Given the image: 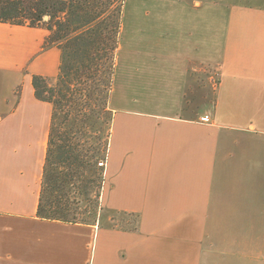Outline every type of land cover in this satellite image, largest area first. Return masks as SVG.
<instances>
[{
  "label": "crops",
  "instance_id": "0c3cea01",
  "mask_svg": "<svg viewBox=\"0 0 264 264\" xmlns=\"http://www.w3.org/2000/svg\"><path fill=\"white\" fill-rule=\"evenodd\" d=\"M142 5L94 223L36 215L52 104L32 75L53 84L60 50L45 22L0 21V264H264V0Z\"/></svg>",
  "mask_w": 264,
  "mask_h": 264
},
{
  "label": "trees",
  "instance_id": "16d2710c",
  "mask_svg": "<svg viewBox=\"0 0 264 264\" xmlns=\"http://www.w3.org/2000/svg\"><path fill=\"white\" fill-rule=\"evenodd\" d=\"M125 0H0V21L35 25L60 50L56 81L32 75L35 96L52 104L36 215L94 223L103 209L113 111L110 96Z\"/></svg>",
  "mask_w": 264,
  "mask_h": 264
},
{
  "label": "rangeland",
  "instance_id": "374dc122",
  "mask_svg": "<svg viewBox=\"0 0 264 264\" xmlns=\"http://www.w3.org/2000/svg\"><path fill=\"white\" fill-rule=\"evenodd\" d=\"M143 0H125L124 4V10H123V26L124 31L122 32L121 39L124 45H127L129 42L130 36H134L137 32L140 36H143V30L144 29L143 22L145 21H151L152 17V9L146 8V6L142 5ZM151 8V7H150ZM49 17H43L42 22L47 21ZM143 21V22H142ZM139 23V25H137ZM139 26V27H138ZM136 27V28H134ZM133 28V29H132ZM138 29V30H137ZM132 33V35H131ZM127 48L126 46L123 49V52L119 54V56L122 58L123 61V55H126ZM121 66V63L119 64V68ZM104 206L103 209L99 212L98 220H103V214H104ZM118 219V221L115 224H119L122 226H132L135 220V216L127 215L123 213H117L116 216H114ZM97 222V221H96Z\"/></svg>",
  "mask_w": 264,
  "mask_h": 264
},
{
  "label": "water",
  "instance_id": "95a60500",
  "mask_svg": "<svg viewBox=\"0 0 264 264\" xmlns=\"http://www.w3.org/2000/svg\"><path fill=\"white\" fill-rule=\"evenodd\" d=\"M45 17H47V16H45Z\"/></svg>",
  "mask_w": 264,
  "mask_h": 264
}]
</instances>
